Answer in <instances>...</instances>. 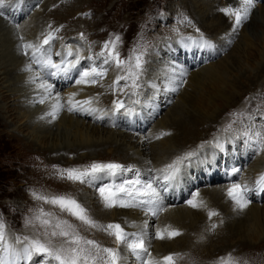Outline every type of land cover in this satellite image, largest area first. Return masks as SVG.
Here are the masks:
<instances>
[{"label": "rangeland", "instance_id": "1", "mask_svg": "<svg viewBox=\"0 0 264 264\" xmlns=\"http://www.w3.org/2000/svg\"><path fill=\"white\" fill-rule=\"evenodd\" d=\"M47 1L49 0H7L5 2V8L3 7V9H0V11H4L5 13L0 16L7 18L9 6H13V10H15L18 6L17 3L19 2L20 8H23L26 13H23L24 15L22 14L21 20L15 22L14 25H19L20 27V25L22 26L24 23L30 21L31 18L35 15L44 16L46 31L41 36V42L50 31L55 33V38L50 42L53 45L51 48V53L53 54L54 61L58 60L57 52L62 51L63 46V50H66L65 45L68 46L70 44L69 46L72 47L73 53L75 54L78 52V47H82V45L80 44L82 43L87 48V57H93V61H89L87 57L84 56L85 59H82L81 62L82 66L85 67L90 63H94L95 66L107 68L108 72L114 70V67L103 65V57H98V54L103 50V44L105 43V41L109 40L110 38H114L115 35H119L121 37L122 43L118 45L117 50L120 53L121 59H127L130 55H133L134 52L135 54H142V52H145L146 57L143 56V60L145 61V70L142 74V76H145V79L143 82H141V80L139 81V85L141 86L138 88V91H136L137 89L135 90L138 95H131L133 89L130 87V81H120V85L122 87L125 85V83H128L129 87L124 88L123 91H115L109 87L111 81L107 80L106 76L102 80H100L99 83L94 85V90H97L96 92L92 91L94 97H96L99 105L107 109L108 112L112 109L113 101L115 100V98H120L125 102L129 98H133V101L139 99L140 105L133 104L132 102L133 105L130 106L134 107L135 109H137L135 105L140 106L141 109L145 106V104L151 103L147 106L146 109L143 108L141 111L138 110L139 113L135 116H133L132 114H128L125 110H122L127 113L126 116H129L126 117L127 119L130 118L131 120H133L136 118L137 120H139L140 124L145 123L144 120L147 119V114L149 112H151L152 114V111L156 108L159 111L150 120H146L147 124L144 125L143 132H140V130H133L129 126H127V128L119 131V136H117L118 133L117 135L114 134V128H111L109 125L105 127L100 126V128H103L101 135H98L101 139L98 138L99 140H96L97 138L93 137L94 140L92 141H112L114 143L113 146L106 147L105 149H103V151L82 150L79 152H73L71 154H62V152L59 155H49L47 150H44L43 147H51L55 142L49 141L46 144L41 143L38 140L33 139L32 136V132H34L35 130H45L46 124L44 123V128L42 126L43 124L41 125V123H39L38 125L35 124L36 126L33 125L31 129L25 126V123L28 119L23 118L24 116L22 117L20 106H22V104H25V102H30H27V100L21 101L20 99H26L27 92H25V94L21 96L22 98L19 97L20 94H22L21 92H19L20 94H16L17 96L14 97V101L12 100L11 102H6L3 100L2 96L8 95L5 87L9 85V83L6 81L8 80L7 78L10 77L8 76L7 78H5L4 72L10 71L13 67L9 66L11 62H7V59L2 61L3 63H5H2L3 65L1 67L5 68L6 71L4 69H1L0 67V79L2 80L0 81V217H2L7 224L8 234L12 236H39V233L42 230L37 227L26 226L25 220L33 216L35 210L38 207H44L46 210H53L52 212H54L61 219L69 221V223L75 226L76 231L79 232L80 235L88 239L96 240L104 247H114L118 248L119 250L121 249L120 251L123 255L122 250H125L124 245L117 244L114 236L109 235L108 232L102 231L100 229L90 228L82 224L79 220H77L73 216H70L67 212H61L58 208L55 209L51 205H45L42 204V202L36 201L31 195L32 191L35 190L37 192H44L48 194H69L74 197L80 204H82L88 210V214L98 223L102 225H107L109 223L120 224L126 232H139L140 228H135L133 225L136 222V217L138 216V218L142 219L143 215L139 216L138 212L136 213L135 208H124L122 210L120 207L106 208L104 206L100 196H98L99 193L97 191V188L99 186H103L104 183L99 185V181H92L94 183V186H92V182H85L81 184L79 182L73 183L66 179L62 180L57 178L54 174L55 170L53 166L55 165L59 168L77 167L83 169L91 165L93 162L121 164L119 160L127 161L134 159L132 162L133 164L131 165L127 166L126 164L122 163L121 165H124L130 170L124 171L122 173H117V176L115 175V178H113L114 180H112L113 182H115V180L120 175L127 177L129 174H133L135 178L137 176L140 177V173L136 172V170L142 169L136 166V164L142 166L145 164L144 162L147 161L148 164L150 163V159L146 160V157H144L143 160L137 157V154L135 157H131L129 159L130 156H126L124 152H121V150H127L129 153L132 152L131 155H134V149L137 147V143H135V145L133 143L134 140L139 136L147 137L149 133L153 132L154 128H157L162 123V121L167 122L170 119L169 112L176 105L179 97L183 95L185 90L190 93L201 92L200 87H195L196 91H194L192 87H188L190 86V80L192 76L199 73L203 74L208 67H214L220 62H224V64L232 67L230 71L233 70L231 72L233 80H237L238 82L243 81L241 85L242 89L240 88L239 90L241 91V93L230 104L234 107H229V105L227 104H224L219 108L216 107L218 112H220L216 119L217 123L214 121V124H211L210 126H208V128L207 126L206 128L204 127L205 129L200 127L199 130L204 131L203 136L200 138L201 140L199 142H193L194 145L192 143H189L188 145L178 144V146L170 145L169 148L176 149L177 147L182 146L180 147L181 152L176 156V158L184 155L185 153L194 152L195 155L189 159L190 161L193 159H197L201 154L205 153L208 150L213 151L209 156L215 155L216 157V154H219L222 158V154H224L228 157L229 153L223 152H227L230 147H233L231 151L232 157L233 155L235 157L236 154L235 159H237L238 153L240 152H236V149L237 147L240 148L243 145L245 149L251 152L250 154L252 158L246 162L245 166L242 167V169L244 170H239L237 175L232 174V177L237 176V179L233 181V183L246 182L245 180L249 182V179H251L250 184L256 181L257 178H252L255 176H252L253 173H250V169H253L254 163L257 160H260L262 156H264V150H258V146L256 145L255 141L247 140V137H245L243 133L245 131H248L250 134L256 131H264V129L261 128V125H264V20L260 16H255V14L252 13L246 20V22H244L245 28L244 26L239 28L237 31V37H235L231 41L226 49L222 50L219 48L220 52H218L214 47H218V44L215 41L217 37L221 35V33H224L221 32L220 29L218 30V28L220 27L218 23L211 24V21L206 23L207 27L209 25L212 26L213 29H217V32L215 33L210 32L209 30L207 31L206 25L205 27L203 26V28H201L202 26H199L200 24L197 22V20L199 22H202L200 15L196 14V23L194 22V20H191L187 17H183L184 19L181 17L180 13L182 14L184 10L188 12L183 13L186 15H190L192 11H196L184 7L186 5L183 4V1L186 2L190 0H51V2L49 1V7L44 8L43 5H45ZM202 1L206 2L207 4L208 0ZM209 1L215 2L217 0ZM258 5L264 6V0L258 3ZM202 24H204V22ZM57 28L60 29L58 32L55 31ZM197 29H199V31H197ZM244 29H246L244 34H246L254 43L253 47L255 46L257 50H260L262 52L261 56H259L260 58H256L257 60L255 59V61L252 63H247L245 61L248 48L245 45L242 35ZM81 33L84 34L86 39H80ZM201 33L205 37L209 36L208 39L211 38L210 42L213 47L210 48H213L217 53L214 52V56L211 55L209 59L207 58L208 61H204L205 63L198 62L197 65H193L192 67L189 64L187 66V69L189 71L186 73V75L182 76V80L179 83V91L176 94H173L170 102L165 104L162 108H160V105L154 107L153 105H155V102L152 103V101L156 100V96H158L157 99L158 101H160L161 97L159 95L160 93L163 94L165 91V82H170V77L173 75H175L176 78L180 76L178 72H173V74H170V72L168 73L166 65L163 66V64L172 66L174 62H177V64L179 63V65L181 66V69H178L180 73L183 71V66L185 65V61H179L176 55L175 57L177 58V61L172 57L171 54L170 56L166 57L165 55H157L155 53V44L157 43L158 38H163L162 41H159L158 45L163 43V41L165 42L166 40L173 44L178 42L181 38L183 39V37H185V39H189L190 35L195 36L194 38L190 37L191 39L201 38ZM215 34L216 36H214ZM147 37H152L153 41L151 40L148 45H145L143 41ZM69 41L74 42L69 43ZM63 43L67 44L64 45ZM170 43L169 45H171ZM195 43L197 44L196 41ZM195 43H193V45ZM142 45L146 47L142 48ZM236 46L240 47V54L242 53L241 55H243V59H241L242 61L239 60L238 64L235 63L236 55H234V49L238 48ZM158 48L159 47H157V49ZM20 50L21 49H19L18 51L19 55L22 54V50ZM23 57L24 56L22 55L20 63H23ZM199 58H201L200 54ZM147 59H149V64L154 66L151 67L150 65H147ZM157 63H159L160 65H158ZM233 63H235V66H233ZM158 66H163V68L160 69L161 71L156 68ZM32 70H34V68ZM114 71V74L116 76L119 70ZM258 72H260V76H258L260 77V81L258 80L259 82L256 81L257 77H255ZM35 74H38L37 70H35ZM12 77H14V75H12ZM4 78L7 80H5ZM205 82L206 80H203L202 84ZM75 84H72L69 87L62 88L60 89V91L65 92L66 90L72 89L73 87H75ZM24 86L25 85L23 84L19 86L17 85L16 89L19 91L23 90L22 92H24L29 88L27 86ZM156 87H159V92L161 91V89L163 90L160 93H156ZM119 94L120 96L122 94V96L120 97ZM231 95L233 96L234 93ZM42 105L44 107L43 103ZM43 107L41 108V110L43 109ZM216 109L214 111H216ZM189 110L190 113L197 114L195 109L189 108ZM125 112H122L121 114H125ZM234 113H244L245 115L241 119H236L233 116ZM30 114L32 115L33 111H31ZM183 116L186 117V115L184 114ZM108 117L106 118L108 119ZM249 117H251V119H249ZM234 120L235 123H233ZM253 120L257 123L258 126H254L253 123L251 124L250 121ZM87 122L92 124V122L90 121ZM229 124H232L231 129H228ZM52 125H56V122H53ZM63 135L64 134L60 133L59 137H62ZM69 136V139H74V136H72L71 134ZM130 136H134L135 139H130ZM157 136L154 137L155 140L161 141L162 136H160L159 139H157ZM31 143H33L35 146ZM201 145H203V147H201ZM165 147L167 148L168 146ZM143 152L146 154L149 152V150L147 149ZM62 156H64V160H61ZM161 157L162 155L156 156V158L158 159H160ZM204 157L205 160L209 158L207 154H205ZM141 161L142 163H140ZM173 161L174 160L172 159L169 160L168 164L172 163ZM189 161H185L186 164L184 163V165H191ZM196 162H198V160H196ZM216 172L219 176L220 169L218 168ZM141 173L145 175L146 180L152 177V174L148 177L145 172ZM99 176L108 178V183H112L111 176H107L104 174H99ZM203 176L205 177L206 182L202 181ZM177 177L175 180L179 184L181 182L183 184L187 183L186 180ZM197 177H195L196 184L187 192L185 199L183 198L180 202L175 201V203H177V206H186L187 208L191 209L193 207H191L187 203V201L191 199L192 195L196 192H199V197H197V199H200L201 197H203L201 193H204L206 190H215L219 187L229 186L231 183H227L224 181L223 183L221 181L211 182L212 180H210L209 182V179L211 178H209L206 173L199 174ZM183 187H185L184 189L186 191V185H183ZM173 189L174 188L171 187V189H168L167 192H176ZM93 193L99 197V201L96 200L94 204L92 202L94 198L92 196ZM89 198L91 200H89ZM207 200L209 201L205 200V202L210 205L212 201L210 199ZM251 202L255 204L256 201L251 200ZM260 208L264 212V202L260 203ZM164 214L165 212L163 210L161 211V213H159L158 217L161 218ZM246 214L241 215L243 217L241 219H244V223L242 231H239L240 233L238 234V236H229L231 230V222L226 219L225 221H223V218L221 224H219L220 229H215L214 232L209 233V230H204L206 232V238L199 240L197 245L203 244L204 241L207 243L204 245L205 247L199 246V248L194 242L195 245H191V243H188L186 246L184 245L185 247L183 249H179V252L172 251L165 253L166 247L161 245L162 243H166L167 239L163 240V242H160V239L153 238L156 231V223H151V225L153 226V230L151 229V227H149L148 231H146L148 233L146 237V243L148 244L149 251L151 252L154 259H160L169 254H180L182 258L178 257L176 264H218L219 258L227 257L229 253L241 260L242 264L245 261L247 262V264H264V215L260 214L258 216L259 222L256 223L251 219V215ZM133 215L135 218L133 217ZM190 219H187L186 225L179 224L180 227L185 225V227L189 228L191 222L196 223L194 218ZM247 219L248 221H246ZM122 220L125 223H123ZM126 220L127 222H131V226H126ZM157 220H159V218ZM169 225L171 224H168V226ZM236 225L237 224L234 223L232 227ZM181 233L182 234L176 236L175 239L190 237L185 234L184 230H181ZM41 238L43 239V237ZM56 242L58 241H54V243ZM182 246L183 245H181L180 247L182 248ZM38 260V257H34L32 261L33 264H37ZM133 260L134 259H127V264H137L133 262Z\"/></svg>", "mask_w": 264, "mask_h": 264}, {"label": "bare ground", "instance_id": "2", "mask_svg": "<svg viewBox=\"0 0 264 264\" xmlns=\"http://www.w3.org/2000/svg\"><path fill=\"white\" fill-rule=\"evenodd\" d=\"M49 1L51 2V0H49ZM49 1H47L45 3V5H43L44 8L49 7V4H50ZM260 2H261L260 0H258V1L256 0V5L252 9L251 14L254 13L255 16L258 15L264 20V6L258 5V3H260ZM239 3H240V0H220V1L217 0L215 2H210L208 0L207 4H206V2H203L202 0H190V1H186V2L183 1V4L186 5V6L183 5L184 7H186L187 9L196 10V11H192V13H190V15H191L190 16V15L183 14L184 12H187L184 10V12L182 14L180 13V15L182 18L187 17L191 20H194L195 23H196V21H195L196 14L200 15L202 22L201 21L199 22L198 20H197V22L200 24L199 25L200 27L202 26L201 28H203V26L205 27L206 23H208L210 21L212 22L211 24L218 23L220 25L218 30L220 29L221 32H224V33H221V35H219L217 37L215 42L218 44V47L217 46H214V47L218 52H220L219 48L222 50L226 49L228 47V45L231 43V41L235 37H237V35H238L237 31L238 30L235 32L232 31V27H233L232 19L226 17L223 13L219 12L218 9L221 7H227L230 5L232 7H238ZM17 5L18 6L16 7L15 10H13V6H9V9L7 12V15H8L7 18L0 16V53H1L0 54V67L5 63V62L3 63L2 61L6 60V59H7V62H9V63L11 62L9 66L13 67L10 71L4 72L5 78H7L8 76H10V77L7 78L8 80L4 78L5 80H7L6 82H8L9 85L5 87L6 88L5 90L8 93V95L2 96L3 100L6 102L7 101L11 102L12 100L13 101L15 100L14 97L17 96L16 94H20L19 92L22 93V94H20L19 97H21L22 95L25 94V92H27L26 99H20L21 101L27 100V102H30V103L25 102V104H22V106H20V111L22 112V117L24 116L23 118L28 119L27 122L25 123V126H27V128L31 129V127H33V125H35V124L38 125L39 123H41V125L43 124L42 126L44 128V123L46 124L45 130H43V131H40L41 129L35 130L34 132H32V136H33V139L38 140L41 143L46 144L49 141L55 142V143H53V145L51 147H43L44 150H47L49 155H53V154L59 155L62 152H63L62 154H64V153L71 154L73 152H79L82 150H94V151L102 150L103 151V149H105L106 147L113 146L114 143L112 141H96V142H94V141H92V140H94L93 137H96L97 138L96 140H99L98 138H100V136H98V135H101V132L103 131V128H100V126L105 127L108 125L111 128H114V134L117 135V133H118L117 136H119V133H120L119 131L123 130L124 128H127L128 125L124 122V119L126 117H129V116L125 117V114H120L119 119L117 121H113L112 119H110L111 116L109 119H107L106 116H104L106 114V111L104 110L105 108H103L101 105H99L96 97H94V94L92 93V91L93 92L97 91V90H94V85H77V84H75V80L78 78L75 70H73L69 74L71 78H66L64 75L50 77L47 74L49 71L48 69L43 68L40 64L32 63V61H31V50H29L28 55H25L23 53V51H22V54L19 55L18 51H19V49H21L19 47V45L22 43V41L20 40V37L23 36V38H24L23 42H31L34 44H40V43H42L41 42V40H42L41 36L43 35V33H45L46 27H45L44 16L35 15L31 18L30 21L24 23L22 26L20 25V27L17 28L16 25H14V23L21 20L22 14L26 13L23 8H20L19 2L17 3ZM0 9H3V8H0ZM181 10H182V8H181ZM0 12L5 13L4 11H0ZM19 17H20V19H19ZM203 22H204V24H202ZM243 26L245 28L244 23H243ZM206 27H207V25H206ZM206 30L207 31L209 30L210 32H215V33L217 32V29H215V28L213 29V27L209 26V25H208ZM245 31H246V29L243 30V34H242L243 38H244L245 45L248 48L247 55L245 57V61L247 63H252L255 61L256 58L261 56L262 52L260 50H257L255 46L253 47L254 43L251 41V39L246 34H244ZM207 36H208V34H207ZM214 36H216V34ZM190 37H192V36L190 35ZM208 37L203 36V39H207L208 41H210L211 38L208 39ZM175 38H173V39H175ZM162 39L163 38H158L157 43L155 44V46H156L155 53L157 55L158 54L162 55V56L165 55V57L170 56V54H171L174 59H176V57H175V55H176L179 61H181V62L185 61V65L183 66L184 67L183 71L180 73L178 70V69H181V66L179 65V63L177 64V62H174L172 64V66H168V64H163V66L166 65L168 73L170 72V74H173V72H178L180 74V76L176 78V76L173 75L170 77L171 80L169 78L170 82L169 81L165 82V85H164L165 91L163 94L160 93L163 89H161V91L159 92V87L158 88L156 87L157 88L156 93H158V92L160 93L159 96L161 97V99H160V101H158V99H157L158 96H156V100H153L152 103L155 102V105H153L154 107L160 105V108H162L165 104L169 103L173 94H176L179 91V83L182 80V76L186 75V73L189 71L187 69V66L189 64L191 65V67L193 65H197V63L201 62V60H203L202 62L208 61L207 57H208V59L210 58L209 55H207V53L209 51L208 49H212L210 47L205 46V48H207L206 50H194L193 52L190 53L192 45H193V43H195V41L197 42L198 47H201V44H200L201 38H195V39L190 40V39H185V37H183V39L179 38L180 40L176 43H173V44H171L168 40H166L165 42L163 41V43L158 45L159 41L160 40L162 41ZM151 40L153 41L152 37H147L144 39L143 43H145V45H148L151 42ZM70 42H74V41H69V43ZM169 43L172 46L169 45ZM63 44H62V46H63ZM65 44H67V43H65ZM80 44L82 45V47H78V52L83 57L84 56L87 57V53H88L87 48L82 43H80ZM52 46L53 45L50 43V45H45L44 47L46 49L50 48V50H51ZM145 47L146 46L142 45V48H145ZM157 47H159V48L157 49ZM236 47H238V46H236ZM63 48H64V46L62 47V51L57 52V53L61 54V55H57L58 60L55 61L57 63L60 62L61 56L66 53V50H63ZM194 48L196 49L195 46H194ZM240 51H241L240 47L234 49V52H235L234 55H236L235 63H237V64L239 63V60L243 59V55H241L242 53L240 54ZM188 52L190 54L187 55ZM142 54L144 57H146L145 52H142ZM199 54L201 55V58H199ZM214 54H215L214 52H211L210 55L214 56ZM22 55L24 56L23 61H22L23 63H20V61L22 59ZM51 55H52V59H53V54L51 53ZM66 58L69 60L75 59V55H73L71 57H66ZM147 60H148L147 65H150L149 59H147ZM30 63H32V69L34 68V70H32V71L27 70V66ZM235 63H233L234 64L233 66H235ZM155 64H156V61H155ZM157 64L160 65L159 63H157ZM150 66L152 67L154 65H150ZM163 66H161V67L158 66L156 68L158 70H160L163 68ZM77 67L78 68L83 67L82 63L80 62V65H78ZM176 67H177V69H176ZM1 69L5 70V68H2V67H1ZM231 69H232V67H229V65L224 64V62L223 63L220 62V63L216 64L214 67H212V66L210 68L208 67L204 71L203 74H200V73L194 74L190 80L191 81L190 86H188V87L189 88L192 87L194 91H196L195 87H200L201 92L190 93V92L185 90L183 95L181 97H179V100L177 101L176 105L169 112L170 119L167 122L162 121V123L157 128H154L153 132L149 133V135L147 137L139 136L138 138L135 139L134 136H130V139H135L133 142L134 145H135V143H137V147L134 149V152H135L134 155L133 154L131 155L132 152L129 153L127 150H121V152H124L125 155L128 157L130 156L129 159L131 157H135L136 154H137V157H139L143 160H144V157H146V160L150 159V163L147 164V162H148L147 161V162H144L145 164L142 166L138 165V164H136V166L141 168L142 171L148 175V177L151 176V174H152V177L161 176L162 174L158 170L164 168L169 163V160H171V159L175 160L176 156L178 154H180V152H181L180 147H182V146H179L176 149H170L169 148L170 145H175V146H178V144H180V145L187 144L188 145L189 143L193 144V142H197V141L199 142L201 140L200 138L203 136V131H204V130L200 131L199 130L200 127L206 128V126H207V128H208V126H210L211 124H214V121L216 122V119L220 113V112H218L216 107L219 108L220 106H223L224 104L229 105V107H234L230 104L241 93V91H239V90L241 88L243 81L238 82L237 80H233L232 79L233 77L231 74V72L233 70L230 71ZM35 70L38 71V74H39L38 79L35 77V76H37L35 74ZM261 71H263V70H261ZM260 72H258L255 76V77H257V80H256L257 82L260 81V79H259L260 77H258V76H260L259 75ZM114 73H115V71L111 70L110 72H108V75L106 77L107 80L111 81V84L116 77ZM12 75H14V77H12ZM166 76H168V75H166ZM144 79H145V76L141 75L139 78V81L141 80V82H143ZM42 80L47 81L48 83L54 85L52 95L48 99H46L45 102L43 103L44 107L41 103L38 102L41 95H43V90L38 87V85L41 83ZM201 80L202 81L206 80V82L202 84ZM0 81H2V80L0 79ZM139 81H138V83H139ZM22 84L25 85L24 87H26V86L29 87L24 92H22L23 90L19 91L16 89L17 85L19 86ZM72 84H75V87H73L72 89L66 90L65 92L60 91V89L65 88V87H69ZM138 90L139 89H137L136 91H138ZM232 92L234 93L233 96L231 95V94H233ZM57 93L60 95L61 103H63L65 105V107L59 111L58 115L55 118H53L51 115H48V113H50L52 111V104L54 103V97ZM73 93L77 94L74 97V99L76 101H83V100H87L90 98H94L91 107L97 109V111L91 112V113L90 112H83V111H68L67 110V100H68L69 96ZM122 94H121V96H122ZM119 96H120V94H119ZM163 101H164V103H163ZM132 102H133V98L132 99L129 98L128 100H126L125 103L128 106H132L133 105ZM20 103H23V102H20ZM161 103H163V104H161ZM150 104H145V106L142 107L139 111H141L143 108L146 109L147 106ZM42 107H43V109L41 110ZM100 108H102V109H100ZM189 108L195 109L197 114L190 113ZM215 109H216V111H214ZM31 111H33L32 115L30 114ZM139 111L138 112L135 111L134 113H132V115L133 116L137 115L139 113ZM158 111L159 110H157V108H156L155 110L152 111V114H151V112H149L147 114L146 120L147 121L150 120L155 114H157ZM183 114L186 115V117L183 116ZM42 117H44V118H42ZM137 118H138V116H137ZM128 120H131V119L129 118V119H127V121ZM146 120H144V122H145L144 124H140L139 120H137L136 118L132 120V124H134V123L136 124V131L140 130V132H143L144 125L147 124ZM87 121L92 122V124L87 122ZM53 122H56V125H52ZM250 122H251V124L253 123L254 126H258L254 120L250 121ZM59 131H60V133L64 134L62 137H59V135H60ZM161 133H170V135H167V136L164 135V137L162 136L161 141L155 140L154 137L157 135H160ZM70 134L72 136H74V139H69ZM31 144L34 145L33 143H31ZM215 144H217V143H215ZM209 145H211V144H209ZM163 146H164V148H163ZM165 146H168V147L166 148ZM41 149H42V147H41ZM147 149L149 150V152L145 154L143 151H145ZM232 149H233V147H230L227 152H223V153H229L228 157L224 154H222V156H223L222 158L220 157L219 154H216L217 158L215 157V155L209 156L210 154H212L213 151L208 150L205 153L201 154L195 160L194 159L190 160V161L187 160L191 163V165H189V166L183 165L181 167V170H180L178 177H177V178H180V179L182 178L183 180H186L187 183L183 184L181 182L182 184L181 183L179 184L176 180L171 181L168 184V189L170 190L171 187H173L174 188L173 190L176 192L170 193L169 198L163 199V197H162V207L164 209L165 214L161 218L160 217H154V216H151L150 214L145 215V213L141 209L135 208L136 213L138 212L139 216L143 215L142 219L138 218V216L136 217V219H135L136 222L134 223V225H136L135 228H140V226L143 224V222L145 220H147L148 227H147L146 231H148L149 227H151V229L153 230V226L151 225V223L157 224L156 229L157 228L163 229L166 226H168V224H171L170 225L171 228L178 229L180 232H181V230H184L185 234L190 236L189 238L186 237V238H179V239H175V238L167 239L166 243H162V245H161V246L166 247L165 253H167V252H172V251L179 252V249H183L188 243H191V245H193L195 242L197 245L199 240L206 238V232L204 230L207 229V231H208L210 228V224L212 225L213 223H215L218 225V227H216V229H220L219 224H221L222 218H223V221H225V219H226V220L231 222V230L229 233L230 237L232 235L238 236V234L240 233L239 231H242L243 223H244V219H241V218H243L241 216L242 214L247 213V214L251 215L252 220H254L256 223L259 222L258 216L260 214L264 215V212L260 208V203L264 202V189H260L257 186V181L260 179L261 175L264 174V156H262V158L260 160H257L254 163L253 169H250V173H253L252 176H255L252 178L253 179L257 178L256 181L254 183L250 184L251 179L248 180L249 184H250V186H249L250 191L248 193V197L250 200H254L256 202H255V204H253L251 202L248 205V207L246 209H244L243 211L236 209L234 202L231 201L226 196V189L228 186L219 187L215 190H213V189L206 190L204 193H201L203 195V197H201L200 199H197V200L203 201L204 206L198 207L196 209L195 208L189 209L186 206L180 207V206L176 205L177 203H175V201L180 202L183 198L185 199L187 192L190 190V188H192L196 184L195 177H197L199 174H205L206 173L208 175V177L211 178V179H209V182H210V180H212L211 182L222 180V181L227 182V183L231 182L230 183V185H231L233 183V181H235L237 179L236 178L237 176L232 177V174H233L232 170L236 169L238 167V165H240V164L242 165V167L245 166L246 162L252 158L251 154L246 155V152L244 151V149H242V147H240V148L237 147L236 152L238 151L240 153H238V157H237V159H235L234 155L232 157V153H231ZM199 150H197V151H199ZM234 150H235V148H234ZM205 154H207V156L210 159L208 158L207 160H205V157H204ZM160 155H162V157L160 159L156 158V156H160ZM219 157H220V159H219ZM225 157H226V159H225ZM195 158H196V156H195ZM217 159H218V162H217ZM61 160H64V156H62ZM133 160L134 159L127 160V161L119 160V162H121V164L124 163L128 166V165L133 164L132 163ZM196 160H198V162H196ZM228 160H230V162L225 164L226 167L228 166V168H230V166H229L230 163H233V166H232V168L229 169L230 173H226L227 169L225 167V175L222 174L221 179H220V175L218 176L216 170L218 168L221 170L220 164L223 161H228ZM235 162H236V164H235ZM140 163H142V161ZM219 173H221V172H219ZM248 175H249V173H248ZM204 179H205V177L203 176L202 181L206 182V179H205V181H204ZM113 180L111 179L112 183H114ZM98 181L100 182L99 185L103 184V183H108V178L101 176V179H98ZM245 181L247 182V180H245ZM246 182H242L241 184H243V183L246 184ZM158 183H162V180L158 181ZM163 183H165V182L163 181ZM183 185L184 186L186 185V191H185V189H184L185 187H183ZM92 186H94L93 182H92ZM165 194H168V192L166 191ZM92 196L94 197L92 200L93 204L96 200L99 201V197H98L99 195L97 196L93 193ZM207 199H210L212 201V203L210 202L211 203L210 205L207 202H205V200L209 201ZM89 200H91V199L89 198ZM121 209L123 210L124 208H121ZM212 210H214L220 214L218 216H214L213 218H209L208 213H209V211H212ZM114 216H116V215H114ZM133 217H134V215H133ZM154 218H156V219H154ZM158 218H159V220H157ZM190 218H194L196 223L191 222L190 227L187 228V227H185L186 221H187V219H190ZM246 221H248V219ZM126 222H127V220H126ZM123 223H125V222L123 221ZM224 223H226V222H224ZM234 223H236L237 225L232 227ZM179 224H181V225L185 224V225L180 227ZM126 226H131V222H127ZM209 232H214V230H212V231L209 230L208 233ZM147 235H148V233H147ZM209 237H211V236H209ZM188 240H189V242H188ZM8 242L13 243L17 249L22 247L21 244L15 242V236L14 235L13 236L10 234L8 235ZM160 242H163V240H160ZM207 242H208V240H207ZM205 244H207V243L203 241V244H200L197 246L198 247L199 246L205 247L204 246ZM181 245H183L182 248L180 247ZM122 253L124 256H127V259H130V260L134 259L131 256V254L128 253L126 250H124V251L122 250ZM0 255H2V253H0ZM133 262H135V261L133 260ZM135 263H137V262H135ZM21 264H27V262H21ZM32 264H33V262H32Z\"/></svg>", "mask_w": 264, "mask_h": 264}, {"label": "snow or ice", "instance_id": "3", "mask_svg": "<svg viewBox=\"0 0 264 264\" xmlns=\"http://www.w3.org/2000/svg\"><path fill=\"white\" fill-rule=\"evenodd\" d=\"M5 2L6 0H0V8L5 6ZM255 5L256 0H240L238 7L230 5L221 7L218 11L232 19V31L235 32L250 17ZM3 14V12H0V15ZM16 27L19 28V25H16ZM59 30L56 29L55 31L58 32ZM54 38L55 33L50 31L42 43L34 44L23 42L24 38L21 36L20 40L22 43L19 47L25 55H28L29 50H31L32 63L40 64L43 68L48 69L47 74L50 77L64 75L66 78H71L69 74L75 70L78 76L75 80L77 85H96L108 75L107 68L95 66L94 63L78 68L77 66L80 65L81 60L85 59V57L79 52L74 54L71 46H65L66 53L61 56L59 63L55 62L52 59L50 48L46 49L44 47L45 45H50V42ZM80 39H86L83 33L80 34ZM120 43H122V40L119 35H115L114 38L105 41L103 50L98 54V57H103V65H109L110 67H114V70H119L112 84L109 85L111 89L123 91L124 88L129 87V84L125 83L122 87L120 81H130V87L133 89L131 95H138L135 90L140 87L138 81L144 71L145 61L143 60V54H135L134 52L127 59H121L120 53L117 50ZM200 44L202 47H213L210 41L203 39L202 33ZM57 55L61 54L57 53ZM73 55H75V59L69 60L66 58ZM87 59L93 61L92 56H88ZM32 63L27 66V70L32 71ZM36 78H39V74H37ZM38 87L43 90V95H41L38 101L42 104L52 95L54 85L42 80ZM75 95L77 94H71L67 100L68 111L90 113L97 111V109L91 107L94 98L76 101L74 99ZM139 103V99L133 101V104ZM64 107L65 105L61 103V97L57 93L52 104V111L48 115L55 118ZM122 109L128 114L135 112V108L127 106L124 100L115 99L111 111L120 112ZM244 115V113L233 114L236 119H241ZM233 123H235V120ZM231 128L232 124H229L228 129ZM261 128L264 129V125H261ZM164 135H170V133L160 134V136ZM243 135L247 137V140L255 141L258 150H264V131H256L251 134L245 131ZM160 136H157V139ZM194 155V152H188L177 157L172 163L158 170L162 174L159 177H151L148 180L137 178L135 180H124L120 183H108L99 186L97 188L99 196L106 208H138L145 215L150 214L151 216L158 217L159 213L164 210L161 192L168 190V184L176 179L185 161ZM53 168L57 178L66 179L73 183L92 182L101 178L98 174L115 176L117 173L130 170L118 163L99 162H93L83 169L77 167L59 168L55 165ZM232 171L238 172L239 170L233 169ZM160 180L165 183H158ZM257 186L260 189H264V174L257 181ZM249 191L250 189L247 184L232 183L226 189V196L234 202L236 209L243 211L251 203L248 197ZM31 195L36 201L58 208L61 212H67L70 216L75 217L82 224L90 228L108 232L109 235L115 237L117 244L124 245L125 250L131 254L137 264H176L177 258H182L180 254H169L161 259H154L152 257L149 246L146 243L147 220L140 226L139 232H126L120 224L109 223L102 225L98 223L88 214V210L69 194H48L34 190ZM197 197H199V192L193 194L192 198L187 201L193 208L204 206L203 201H198ZM208 215L211 218L218 216L219 213L212 210L209 211ZM25 224L26 226L37 227L42 231L39 233V236L34 237L15 236V242L22 245L21 248L17 249L13 243L8 242L7 224L0 217V253H2L0 255V264H21V262L32 264L34 257L39 258L37 264H127V256L122 255L118 248L104 247L96 240L80 235L76 231L75 226L69 223V221L61 219L54 212L46 210L44 207H38L34 215L25 220ZM133 226L135 227L136 225ZM216 227L218 225L213 223L209 230H215ZM181 234L178 229H173L169 225L163 229L157 228L153 238L165 240L175 238ZM54 241L58 242L54 243ZM218 264H242V262L229 253L227 257H220ZM243 264H247V262L245 261Z\"/></svg>", "mask_w": 264, "mask_h": 264}]
</instances>
